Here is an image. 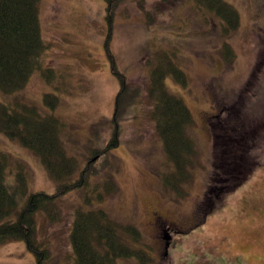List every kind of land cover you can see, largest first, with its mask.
<instances>
[{
  "label": "rangeland",
  "instance_id": "rangeland-1",
  "mask_svg": "<svg viewBox=\"0 0 264 264\" xmlns=\"http://www.w3.org/2000/svg\"><path fill=\"white\" fill-rule=\"evenodd\" d=\"M147 1L149 7L155 2ZM226 1L241 17L239 29L227 38L237 54L232 64L224 58L220 19L205 8L193 7L191 0L165 7L161 15L152 12L156 22L148 26L136 0L120 8L110 47L117 69L131 84L142 85L147 94L151 68L145 62L148 56L156 61L163 49L174 51L172 58L189 75L187 86L171 76L166 84L183 98L194 117L188 128L196 150L193 175L186 184L185 197L164 186L163 175L173 170V163L149 119L152 104L149 100L140 104V111L123 121L118 147L111 148L106 157L109 167H102L105 157L97 163L102 175L91 180V204L84 205L85 188H80L57 201L55 220L46 212L37 213L38 238L48 242L51 252L48 264H74L70 233L74 212L82 205L103 208L115 222L139 227L142 239L131 245L148 251L152 264H264V135L254 151L260 164L249 179L227 193L204 222L206 206L199 208L214 170L211 122L215 115L243 104L249 117H264V0ZM105 6V0H41V31L47 44L42 58L56 70L54 84L36 71L18 93L39 106L44 104L46 92L59 96L55 113L71 125L62 133L64 145L78 156L82 166L94 157L98 122L113 116L120 89L106 49ZM14 97L17 94L6 95L0 90V101L12 102ZM106 127L101 126L99 132L109 138L112 129ZM0 151L10 153L14 165L24 166L30 191H56L58 184L39 158L1 131ZM109 177L118 185L112 194L106 193L102 184ZM99 194L104 198L99 199ZM165 225L173 236L167 250L162 233ZM0 264H36V259L24 241L10 240L0 245ZM118 264L140 263L135 257L119 258Z\"/></svg>",
  "mask_w": 264,
  "mask_h": 264
},
{
  "label": "trees",
  "instance_id": "trees-1",
  "mask_svg": "<svg viewBox=\"0 0 264 264\" xmlns=\"http://www.w3.org/2000/svg\"><path fill=\"white\" fill-rule=\"evenodd\" d=\"M105 1L108 22L106 49L120 89L116 95L113 116L98 122L94 133V157L82 166L78 156L71 154L64 145L62 133L71 125L55 113L60 104L59 96L55 92H46L44 104L39 106L34 100L18 94L36 71H40V76L46 82L54 84L56 70L42 58L47 44L43 41L41 31V0H0V90L6 95L17 94L12 102L0 101V131L31 150L46 168L48 176L58 184L53 193L30 191L24 166L21 163L14 165L12 155L0 151V245L10 240L24 241L27 249L34 254L36 264H48L51 259L48 242L38 238L37 213L46 212L50 220H55L57 201L66 193L80 188H85L82 190L84 205L91 204L92 196L88 188L92 178L101 173L97 163L105 157L102 167H109L110 162L106 161V157L111 148L118 147L123 121L131 113L140 111V104L148 100L152 104L148 110L149 119L162 140L169 162L173 163V170L163 175L164 186L185 197L186 184L193 175L191 163L196 150L188 128L194 123V117L183 98L172 93L166 84L167 77L171 76L176 82L187 86L189 75L176 58H172L175 52L163 49L160 54L157 53L156 61L148 56L145 62L151 68L147 94L142 85L131 84L128 77L117 69L116 58L110 47L113 23L120 8L130 0ZM183 2L155 0L149 7L147 0H136V6L148 26L156 22L152 12L161 15L165 7L171 8ZM191 2L193 7L199 10L205 8L207 13H213L220 19L224 58L232 64L237 54L227 38L239 29L241 17L238 10L226 0ZM244 107L242 104L227 108L223 110V115H215L211 122L214 170L199 206L200 209L208 207H204L207 211L205 214L203 211V222L222 203V198L248 180L260 164L254 151L263 139L264 117H249L244 113ZM105 125L112 129L109 138L99 132L100 127ZM14 167H18V170L14 171ZM9 176L13 177L12 180ZM104 180L102 184L105 192L115 193L118 189L115 180L110 177ZM98 197L103 199L104 194ZM84 205L75 210L71 226L74 264H118L119 258L135 257L140 264H152L153 259L148 251L131 245V242L142 239L139 227L131 223L119 224L103 208L90 209Z\"/></svg>",
  "mask_w": 264,
  "mask_h": 264
},
{
  "label": "flooded vegetation",
  "instance_id": "flooded-vegetation-1",
  "mask_svg": "<svg viewBox=\"0 0 264 264\" xmlns=\"http://www.w3.org/2000/svg\"><path fill=\"white\" fill-rule=\"evenodd\" d=\"M163 227V237L165 236V235H171L172 236V233H171V230H170V228L167 226L166 227V225L165 226H162ZM173 241V236L171 237V239H170V244H171V242ZM165 248H166V243H165Z\"/></svg>",
  "mask_w": 264,
  "mask_h": 264
},
{
  "label": "water",
  "instance_id": "water-1",
  "mask_svg": "<svg viewBox=\"0 0 264 264\" xmlns=\"http://www.w3.org/2000/svg\"><path fill=\"white\" fill-rule=\"evenodd\" d=\"M171 235L169 234H167V235H165L164 236V239L166 240V250L169 248V246H170V239H171ZM168 253V251H166V254Z\"/></svg>",
  "mask_w": 264,
  "mask_h": 264
}]
</instances>
